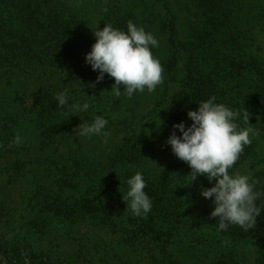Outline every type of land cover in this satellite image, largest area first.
Listing matches in <instances>:
<instances>
[{"label": "trees", "instance_id": "16d2710c", "mask_svg": "<svg viewBox=\"0 0 264 264\" xmlns=\"http://www.w3.org/2000/svg\"><path fill=\"white\" fill-rule=\"evenodd\" d=\"M92 1L0 0V82L7 87L19 83L11 122L0 99V264H59L44 244L53 243L51 227L86 222L120 233L139 261L193 264L202 253L205 264H241L236 252L224 246L246 238L264 246V195L257 200L262 210L253 229L232 225L218 232V218L210 217L213 209L196 199V188L211 184L204 176L187 184L190 167L165 141L173 124L191 125L187 112L211 96L240 113L239 127L264 125V64L255 56L262 49L253 37L254 31H264V0H178L188 14L184 28L172 0H106L100 29L110 23L126 31L131 20L159 43L151 51L164 69L163 83L130 99L110 92L115 80L107 74L96 83L98 72L79 54L80 44L95 42L91 16L81 10ZM64 89L69 104L58 108L55 96ZM83 102L89 104L86 112L69 111L71 104ZM244 110L251 125L243 120ZM96 115L108 120L111 139L105 157L91 159L83 154L88 138L74 130ZM17 134L19 144L13 142ZM70 144L81 156L63 155ZM254 148L253 139L230 171ZM21 153L30 157H16ZM263 163L264 158L257 159L251 170ZM137 171L153 204L146 217L132 215L122 199L127 178ZM252 177L259 181L256 190L264 192V171ZM20 179L28 180V190L18 218L6 189ZM83 241L77 244L76 264H87ZM113 253L120 264H136V257ZM263 258L259 247L255 264H264Z\"/></svg>", "mask_w": 264, "mask_h": 264}, {"label": "clouds", "instance_id": "9594fccd", "mask_svg": "<svg viewBox=\"0 0 264 264\" xmlns=\"http://www.w3.org/2000/svg\"><path fill=\"white\" fill-rule=\"evenodd\" d=\"M93 31V30H92ZM95 42L91 50L85 55V63L91 66L98 75L96 83L102 81L107 74L114 78L115 83L111 91L119 97L126 93L132 98L136 92L152 93L157 86L163 83L164 71L159 58L154 56L151 49L159 46L157 38L141 25L129 20L126 31L105 23L100 29L93 31ZM124 90H120V86ZM68 89L56 94L58 108L69 104ZM216 97L211 96L198 103L196 110L187 112L192 121L187 126L183 121L173 124V131L165 143L171 146L173 154L186 162L191 169L187 176L188 183L204 176L209 183L215 180L211 187L201 186L200 195L211 199L214 205L210 213L211 218H218L215 224L218 232H225L232 225L249 231L256 226V218L261 214V206L257 204L264 192L256 190L258 180L251 173L230 171L240 158L245 146L251 144V137L260 130L251 126L241 128L236 123L240 113L232 110L223 103H217ZM89 109L87 102L73 103L69 111L72 113L86 112ZM250 113L243 112V120L248 125ZM108 120L96 115L92 122L81 123L75 134L81 137H103L108 142L110 133L106 131ZM177 130L180 135H177ZM14 143L19 144L21 137L17 134ZM128 190L122 199L132 215L146 217L152 210L151 198L145 192L146 182L143 173L137 171L127 178Z\"/></svg>", "mask_w": 264, "mask_h": 264}, {"label": "rangeland", "instance_id": "374dc122", "mask_svg": "<svg viewBox=\"0 0 264 264\" xmlns=\"http://www.w3.org/2000/svg\"><path fill=\"white\" fill-rule=\"evenodd\" d=\"M91 4L92 5H90L89 8L82 7L81 10L86 11L91 16L90 22L92 23V30H94V28L99 24L103 13L106 11V0H93ZM170 4H172V6H175V8H173V11L177 16L181 18L180 20L182 23L179 24V27L184 28L185 23L183 22L185 19H187L186 17H188V14H186V12L184 11L185 7L178 0H172L170 1ZM158 8L162 13V9H160V7ZM193 19V16L189 18V20ZM91 32L92 33L90 34V38H92L93 36V31ZM253 37L255 39L256 46H259L262 49V51L255 52V56L264 64V31H254ZM90 50L91 46L85 45L84 43L80 44L79 46V54L82 57H85L86 53H88ZM18 84L19 83H14L12 86L7 87L5 86L4 82H0V99L3 102L2 107L5 109L6 118L9 122H11L9 120V117L12 118V115L14 114L13 110L11 111V106L12 99L15 96V90L18 89ZM31 101V98H27L26 104L31 105ZM252 127L260 130L257 135L251 137V140L254 139L255 148L253 149V153L246 160L241 162L236 169L233 170L239 171L241 173H251V175L257 170L264 171V163L260 164L257 167H254V170H251L253 162L255 163L259 158H264V125L257 124ZM107 139L109 142L111 137L109 136ZM106 144L107 143L103 142V137L93 136L90 139L88 138V140L83 143V154L87 155L88 157H92L91 159H93V157L104 158L105 154L108 151V146H106ZM76 154L77 152L74 144H70L68 145V147L63 149V155L67 159H69L70 157L74 158ZM157 154L159 153L157 152ZM79 155L81 156V154ZM161 155L162 153H160L158 158L161 160V162H163L161 159ZM16 157L29 158L30 155L21 153ZM3 183L4 179L0 176V187L4 189ZM27 183V179H20L13 186H11L10 189H6L8 200L13 203L16 209V217H18L23 210L22 201L23 198L27 195ZM214 183L215 180L210 183L211 186H213ZM200 191V188H196V199L201 202L205 201L208 204V207L210 205V210H212L214 206L211 205L210 198H203L200 195ZM51 230L53 231V233L50 239H53V243L52 245H50L49 242L45 241L44 244L49 248V250L56 253V260L59 264H76L75 255L78 249L77 244L80 239L84 240L83 243L85 244V248L83 249L81 247L80 249L83 253V259H85L87 264H120L118 261H116L117 259L111 257V255L114 254V251L119 253L120 255L124 254L125 256H131L132 260H135L136 255L130 252L131 250L126 248L125 245L121 242L122 237L120 233L111 234L112 232L108 227L101 225L94 226L88 224L87 222L77 224L55 223V225L51 227ZM95 245H97L98 247L94 248ZM224 247H231L236 252L238 257L237 259L241 264H255L258 248L261 247L264 250V246H262L260 242H257L255 239L250 238L236 240L231 243V245H225ZM92 254H94V256H92ZM122 258V260H125L124 257ZM136 260V264H151V262L143 260V258H141V260L139 261V259L136 257ZM193 264H205L202 253H200V255L198 254V259L196 257L194 258ZM206 264L208 263L206 262Z\"/></svg>", "mask_w": 264, "mask_h": 264}]
</instances>
